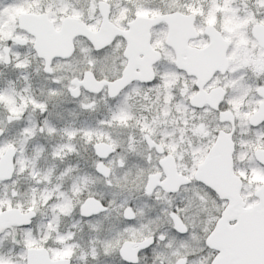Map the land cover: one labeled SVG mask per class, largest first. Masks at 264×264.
Returning <instances> with one entry per match:
<instances>
[{"label": "snow or ice", "instance_id": "1", "mask_svg": "<svg viewBox=\"0 0 264 264\" xmlns=\"http://www.w3.org/2000/svg\"><path fill=\"white\" fill-rule=\"evenodd\" d=\"M0 264H264V0H0Z\"/></svg>", "mask_w": 264, "mask_h": 264}]
</instances>
